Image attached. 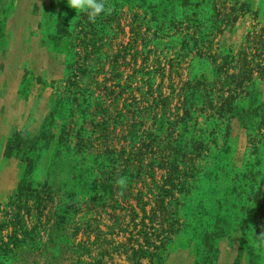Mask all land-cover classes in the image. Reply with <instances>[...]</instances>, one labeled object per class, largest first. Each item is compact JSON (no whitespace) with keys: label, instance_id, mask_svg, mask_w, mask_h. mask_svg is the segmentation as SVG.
Masks as SVG:
<instances>
[{"label":"rangeland","instance_id":"obj_1","mask_svg":"<svg viewBox=\"0 0 264 264\" xmlns=\"http://www.w3.org/2000/svg\"><path fill=\"white\" fill-rule=\"evenodd\" d=\"M104 2L109 11L93 22L69 8L67 0H0V264H78L79 244L98 216L92 197L101 195L112 205L109 192L91 184L98 148L73 158L66 145L76 133L67 128L62 133V125L81 122L72 99L90 77L92 87L96 82L103 90L113 83V66H122L124 80L134 72L131 28L136 24L143 25L144 38L162 57L158 69L166 74L164 79L158 70L157 83L163 81L167 94L168 76L179 62L173 80L181 101L198 85L208 89L214 81L216 92L236 90L232 112L216 97L209 109L207 92L197 94L196 104L204 111L198 113L196 130L178 127L193 161L184 158L182 184L173 189L166 211L153 219L156 248L139 246L147 245L149 230L142 225L151 226L154 203L143 217L141 207L150 196L140 201L141 183L134 190L129 203L143 217L135 222L142 231L135 245L141 263L264 264V251L254 243L264 237V0ZM148 27L163 31L160 44L152 40V31L146 33ZM135 41L142 46L141 38ZM155 53L139 54L137 68L153 67ZM179 53L187 55L181 60ZM117 54L120 63L115 64ZM176 105L182 108L177 96L173 111ZM127 210L122 212L126 226L115 230L112 209L99 214L103 236L120 242L106 248L109 264H136L129 243L136 231L134 223L128 225L132 213ZM62 218L65 223H56ZM95 239L92 234L91 242ZM89 249L82 261L98 258L100 248Z\"/></svg>","mask_w":264,"mask_h":264},{"label":"trees","instance_id":"obj_2","mask_svg":"<svg viewBox=\"0 0 264 264\" xmlns=\"http://www.w3.org/2000/svg\"><path fill=\"white\" fill-rule=\"evenodd\" d=\"M142 26V24H136L131 28V38L135 43L133 49L135 52L133 57L134 72L128 79L124 80L125 71L122 72V66H113V83L111 86L105 83L103 90L96 82V87L93 88L92 77H90L91 82L87 85V88H79V92H76L72 99L78 105L79 112L82 114L81 122L77 123L75 121L70 123L69 126L67 123L62 125V133L66 132L65 128L69 131L75 130L76 136L71 135L73 140L66 145V149L69 150L73 158L84 155L88 152V148H98L99 152L94 156L93 167L90 168L93 177L91 184L102 187L103 192L108 191L109 197L107 200L112 201V205H107L105 197H101V195L100 197H92L93 213H98V216L90 221L85 233L86 240L79 244V249H81L79 252L77 244L74 245L75 251L78 252V264H109V261H105L106 248L113 246L115 243L120 244L118 241L103 236L104 233L101 230V216L99 214L102 215L103 211L106 213V209L109 207L112 209V215H110L112 224L110 227L114 230L126 226L125 216L122 215V212L129 207L127 211H131L132 219L128 222V225L131 226V222L134 223V231H136V237L133 234L129 239L133 253L132 259L134 262L136 261V264H142V254L135 249L142 231L139 230V225L135 222L138 219L141 220L143 217H147L146 206L154 203L151 210L154 217L149 218L151 226L148 228L145 224L142 225L143 228L149 230V233L145 235L148 246L140 244L139 246H141V249H150L149 246L156 248V243L151 242L153 233L158 230L153 227V219L159 216V212L166 211L167 200L170 196H174L172 194L173 189L182 184V169L185 170L187 166V163L183 161L184 158L189 155V161H193V151L190 150L189 154L186 153L188 145L184 148L185 144L182 136L179 135L178 127L183 125L184 132L189 129V132L193 133L196 130L198 113L204 111L202 107L196 104V95L207 92L206 96L208 95L211 98V101L206 103L210 106L209 109L213 108V99L216 97L218 102L224 101L227 104L226 111L232 112L234 110L232 98H234L236 90L222 89V91L216 92L218 88L216 87L217 81H214L208 89L202 88L203 84L198 85L195 90L191 91L190 96H185L181 101L182 95L176 94V85L173 80V72L175 71L178 74L181 62L172 66V71L168 76L170 79L168 88L171 90V94H167L161 84L163 81L157 83L158 70H160L164 79L166 74L164 71L162 72L163 68L159 67L158 69L161 64L159 59L162 57L159 56L160 53L157 55L155 50L151 49V42H147V39L144 38L145 32L142 33ZM174 27L176 28V26ZM151 31V27L146 29V33ZM152 33V40L157 44H160V41L165 38L162 30L155 29ZM139 38L142 39V46L138 41H135ZM123 48L126 49V46L122 45ZM182 49H185V47H182ZM186 51L190 52L188 49ZM144 52L146 56L152 52L158 57V61L154 63L153 67L150 68L148 64L146 71L144 68L141 69V66L137 68V57L139 58V54ZM186 55L187 53H179L177 58L183 60ZM118 57L119 54L113 60L115 64L120 63ZM146 60H149V57H146ZM96 78H98V74H96ZM134 84L135 87H133ZM217 93H219L218 96ZM226 93L228 94L227 97H225ZM176 96L178 102H182L183 116L180 114L181 106L176 105L175 111H173L172 103ZM218 110L219 114L217 115L222 116V108L219 107ZM62 133L59 136V143L64 142L61 136ZM110 143L114 145H110ZM61 152V149L58 148V153ZM106 161L108 162L107 165H105ZM159 172H162L160 178ZM120 178L125 180L122 185L117 183ZM140 183L143 188L139 189ZM136 189H139L137 194L141 196L140 201L144 202V198L150 196L149 201L143 203L144 206L141 207L143 217L134 207L131 208L132 206L129 203ZM71 199L74 200V197ZM124 204L126 206L123 207ZM99 208H102V211H99ZM119 211L120 213H117ZM60 212H62V209ZM65 222L66 218H62L56 223L63 224ZM92 234L96 236L94 242H91ZM110 234H113V232ZM77 235L78 233H75V239H77ZM156 238L159 239L158 236ZM107 240L109 242L105 244ZM92 245L100 248L98 258L93 259L90 255L91 261H82L81 257L84 256L85 250L89 252ZM154 248L153 250H156Z\"/></svg>","mask_w":264,"mask_h":264},{"label":"clouds","instance_id":"obj_3","mask_svg":"<svg viewBox=\"0 0 264 264\" xmlns=\"http://www.w3.org/2000/svg\"><path fill=\"white\" fill-rule=\"evenodd\" d=\"M67 5L69 8L74 9L75 12L86 14L87 19L93 22L102 13L109 11L104 0H67ZM117 183L124 184V178H120ZM254 243L256 247L264 251V237L259 236Z\"/></svg>","mask_w":264,"mask_h":264}]
</instances>
